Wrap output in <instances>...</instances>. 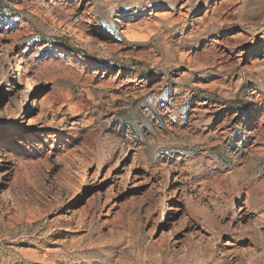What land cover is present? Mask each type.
Instances as JSON below:
<instances>
[{"label": "rangeland", "instance_id": "rangeland-1", "mask_svg": "<svg viewBox=\"0 0 264 264\" xmlns=\"http://www.w3.org/2000/svg\"><path fill=\"white\" fill-rule=\"evenodd\" d=\"M0 264H264V0H0Z\"/></svg>", "mask_w": 264, "mask_h": 264}, {"label": "bare ground", "instance_id": "bare-ground-1", "mask_svg": "<svg viewBox=\"0 0 264 264\" xmlns=\"http://www.w3.org/2000/svg\"><path fill=\"white\" fill-rule=\"evenodd\" d=\"M68 56H69V58H70V57H71V58H73V57L76 58L77 55L68 52ZM35 91H36V88H33V89H32V92H35Z\"/></svg>", "mask_w": 264, "mask_h": 264}, {"label": "trees", "instance_id": "trees-1", "mask_svg": "<svg viewBox=\"0 0 264 264\" xmlns=\"http://www.w3.org/2000/svg\"><path fill=\"white\" fill-rule=\"evenodd\" d=\"M68 50H72V49H70L69 47H66ZM72 52H77V51H74V50H72Z\"/></svg>", "mask_w": 264, "mask_h": 264}]
</instances>
